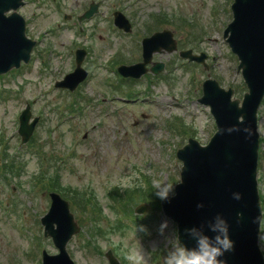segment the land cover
I'll list each match as a JSON object with an SVG mask.
<instances>
[{"label":"rangeland","instance_id":"rangeland-1","mask_svg":"<svg viewBox=\"0 0 264 264\" xmlns=\"http://www.w3.org/2000/svg\"><path fill=\"white\" fill-rule=\"evenodd\" d=\"M40 1L19 11L27 37L37 41L31 66L0 78V89L16 90L10 100L0 94L7 100L0 103V264H41L42 250L57 252L40 224L51 191L68 201L80 227L66 246L74 264H108V251L129 264L136 248L146 264H162L177 242L176 227L161 214L153 181L175 186L176 150L188 138L204 145L213 135L210 113L196 101L207 76L237 90L236 98L246 91L223 41L233 0H102L96 18L84 24L76 18L100 0ZM113 11L130 23L129 34L115 31ZM163 30L172 32L179 50L204 52L208 70L177 52L155 54L153 61L164 65L156 79L147 74L135 84L122 82L114 69L139 62L140 41ZM78 48L87 53L82 68L89 77L73 93L54 89L75 68ZM126 97L137 101L125 103ZM25 105L40 121L21 146L17 118ZM80 106L79 115L65 118ZM258 110L256 178L264 206V99ZM142 205L150 208L137 215ZM259 234L264 256L263 224Z\"/></svg>","mask_w":264,"mask_h":264},{"label":"water","instance_id":"water-1","mask_svg":"<svg viewBox=\"0 0 264 264\" xmlns=\"http://www.w3.org/2000/svg\"><path fill=\"white\" fill-rule=\"evenodd\" d=\"M23 0H0V75L27 62L35 45L25 36V20L17 10ZM231 22L223 31V39L232 55L238 59L240 71L247 91L241 99H232L234 89L221 88L212 78L204 80L202 96L197 100L209 107L216 126L214 135L205 146L196 140L187 143L175 153L181 162L179 182L175 185V196L167 202H160L164 216L177 227L176 237L188 248L195 246L199 233L211 235L208 229L217 214L229 224V237L233 248L221 257L223 264H264V258L257 245L261 221V208L257 189L258 138L257 109L264 96V0H233ZM12 11L10 14L9 12ZM96 6L79 17V21L91 17ZM7 14H9L7 16ZM114 25L126 32L130 25L123 14L113 13ZM141 62L117 68L121 77L136 79L150 71L158 75L163 63H152L153 54H169L177 50L172 33L161 31L141 41ZM86 52H76V68L57 82L56 87L74 91L86 78L80 66ZM179 57L201 64L206 69L207 56L193 55L190 50L180 51ZM151 64L147 69L146 66ZM28 107L19 116L18 132L21 143L32 135L38 119L30 124ZM239 192L241 200L232 199V193ZM49 211L41 218L43 232L57 249L50 256L42 251V264H73L66 252L68 241L80 230L74 221L68 203L56 193L49 194ZM197 204L203 207L197 208ZM142 205L138 214L145 211ZM241 213L237 221V213ZM197 229L189 234L187 229ZM109 264H119L111 252L106 254Z\"/></svg>","mask_w":264,"mask_h":264},{"label":"clouds","instance_id":"clouds-1","mask_svg":"<svg viewBox=\"0 0 264 264\" xmlns=\"http://www.w3.org/2000/svg\"><path fill=\"white\" fill-rule=\"evenodd\" d=\"M153 185L155 191L152 193L155 198L161 202H167L175 196L174 186L164 183L160 180H154ZM232 199L241 200L239 192L232 193ZM197 208L203 207L202 204H197ZM237 221L241 217V213H237ZM168 221L165 220L161 228H165ZM189 234L196 233L197 229H187ZM211 235L199 233L196 237L195 246L188 248L178 240L174 247L162 257V264H223L221 257L226 252H230L233 248V242L229 237V224L220 215L217 214L209 229ZM129 264H146L145 255L139 249H133L127 256Z\"/></svg>","mask_w":264,"mask_h":264},{"label":"flooded vegetation","instance_id":"flooded-vegetation-1","mask_svg":"<svg viewBox=\"0 0 264 264\" xmlns=\"http://www.w3.org/2000/svg\"><path fill=\"white\" fill-rule=\"evenodd\" d=\"M103 1H99V2H90L89 4H88V7H87V9H85L83 12H85V11H87L88 10V8H90V6L91 5H98V12H99V9H100V7H101V3H102ZM31 3H36V4H38V3H43L42 1H40V0H33V1H31ZM31 3H28L27 1H25L24 2V4H31ZM64 17V19H70V17L69 16H66L67 18H65V16H63ZM94 20V19H93ZM76 22H77V18H76ZM80 31L82 32L83 31V29L82 28H80ZM151 77H153V76H151ZM153 78H155V77H153Z\"/></svg>","mask_w":264,"mask_h":264},{"label":"trees","instance_id":"trees-1","mask_svg":"<svg viewBox=\"0 0 264 264\" xmlns=\"http://www.w3.org/2000/svg\"><path fill=\"white\" fill-rule=\"evenodd\" d=\"M153 205V204H152Z\"/></svg>","mask_w":264,"mask_h":264}]
</instances>
